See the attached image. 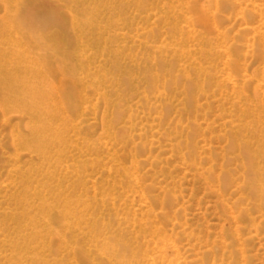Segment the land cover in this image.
<instances>
[{"label": "rangeland", "instance_id": "374dc122", "mask_svg": "<svg viewBox=\"0 0 264 264\" xmlns=\"http://www.w3.org/2000/svg\"><path fill=\"white\" fill-rule=\"evenodd\" d=\"M10 1L51 93L0 112V264H264V0Z\"/></svg>", "mask_w": 264, "mask_h": 264}, {"label": "bare ground", "instance_id": "6f19581e", "mask_svg": "<svg viewBox=\"0 0 264 264\" xmlns=\"http://www.w3.org/2000/svg\"><path fill=\"white\" fill-rule=\"evenodd\" d=\"M37 3L27 15H24L30 23L34 22L37 14L52 9L51 2H42L40 5ZM19 8L10 0H0V112L21 111L28 114L32 121L33 119L41 121L47 115L45 101L50 97L51 87L40 85L43 82L41 76L34 71V46L27 41L30 39L23 32V26L16 24V20H19ZM9 21L11 25L4 27V23ZM66 26L64 20L60 21L58 34L65 33ZM11 34L13 36L8 38ZM10 57L13 59L10 60ZM30 126L35 136L45 130L41 125Z\"/></svg>", "mask_w": 264, "mask_h": 264}]
</instances>
